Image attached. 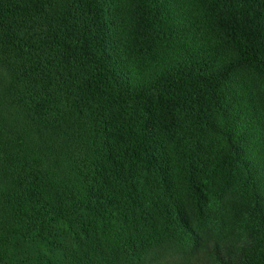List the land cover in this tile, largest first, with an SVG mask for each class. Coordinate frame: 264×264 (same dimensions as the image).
Wrapping results in <instances>:
<instances>
[{
	"label": "trees",
	"instance_id": "trees-1",
	"mask_svg": "<svg viewBox=\"0 0 264 264\" xmlns=\"http://www.w3.org/2000/svg\"><path fill=\"white\" fill-rule=\"evenodd\" d=\"M203 1L231 60L208 73L190 57L130 88L95 28L103 10L77 39L40 37L24 24L38 0H0V264H144L139 242H194L175 172L202 213L220 167L255 189L257 226L197 243L199 264H264L263 168L242 158L247 126L264 147V123L239 129L225 93L235 70L264 83V0Z\"/></svg>",
	"mask_w": 264,
	"mask_h": 264
},
{
	"label": "rangeland",
	"instance_id": "rangeland-1",
	"mask_svg": "<svg viewBox=\"0 0 264 264\" xmlns=\"http://www.w3.org/2000/svg\"><path fill=\"white\" fill-rule=\"evenodd\" d=\"M36 5L38 8L31 11L33 17L24 24L28 31L40 37L53 33L77 39L94 21L98 23L91 13L93 6L103 10L104 27L95 28L105 35L118 62L117 74L122 75L130 88L147 79L153 71L190 57L206 64L210 73L222 68L233 56L208 23L203 0H151L147 11L142 0H38ZM225 93L242 119L239 129L244 127V120L248 125L255 118L264 123V83L259 79L245 69L235 70L227 77ZM220 120L214 131L223 127ZM247 127L250 130L246 143L242 144V158L246 165L262 166V172L251 170L262 177L260 182L257 180L256 188L264 198V147H258L260 142L256 138L260 129L257 124ZM210 136L221 139L217 133ZM213 169L211 166L210 173ZM218 172L219 176H207L208 200L202 213L193 205L180 174L175 172L182 215L196 231V239L182 245L172 242L156 246L152 240L139 242L144 264H199L197 243L212 239L239 241L254 230L257 219L251 213V206L255 209V189L241 176L240 170L231 173L227 167H220Z\"/></svg>",
	"mask_w": 264,
	"mask_h": 264
}]
</instances>
